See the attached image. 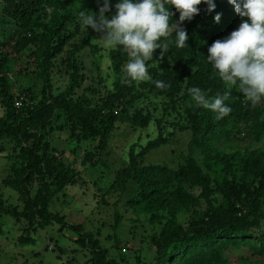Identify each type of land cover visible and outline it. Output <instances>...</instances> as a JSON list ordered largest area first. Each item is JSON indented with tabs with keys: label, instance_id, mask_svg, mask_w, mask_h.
Returning <instances> with one entry per match:
<instances>
[{
	"label": "trees",
	"instance_id": "trees-1",
	"mask_svg": "<svg viewBox=\"0 0 264 264\" xmlns=\"http://www.w3.org/2000/svg\"><path fill=\"white\" fill-rule=\"evenodd\" d=\"M109 2L110 19L119 0ZM213 3V11L202 3L199 14L182 24L172 7L173 23L186 30L188 45L178 48L175 32L166 41L162 38L167 52L161 57L157 49L146 62L151 80L128 86L121 77L130 57L119 46L102 53L99 43H93L102 34L85 28L79 18L82 10L98 14L103 0H0V153L5 152L7 161L0 184L20 203L5 205L0 195V219L9 216L23 224L20 246L32 243L30 233L56 224L60 236L65 228L71 233L82 264L264 262V101L253 108L233 86L225 101L231 112L217 120L211 110L197 107L188 91L198 87L212 100L228 90L207 60L208 48L247 18L239 17L228 0ZM86 52L97 62L107 60L108 72L100 74L101 81L112 76L98 97L81 62ZM55 76L63 77L61 87L54 85ZM17 78L25 85L14 88ZM156 81L170 87L158 89ZM178 117L185 124L176 122ZM119 126L137 134L149 128L158 132L143 146L129 145L124 167L110 184L111 190H123L130 182L134 194L129 208L155 229L144 237L152 249L146 260L118 256L116 262L81 225L67 224L63 216L48 211L58 192L81 182L74 165L96 167ZM242 130L247 144L240 147ZM56 132H65L67 142L73 143L71 161L51 144ZM176 132L187 135L180 164L141 165L145 153L167 145ZM185 213L188 217L180 221L179 214ZM118 218L114 216L115 227ZM54 250L61 254L55 244Z\"/></svg>",
	"mask_w": 264,
	"mask_h": 264
},
{
	"label": "rangeland",
	"instance_id": "rangeland-1",
	"mask_svg": "<svg viewBox=\"0 0 264 264\" xmlns=\"http://www.w3.org/2000/svg\"><path fill=\"white\" fill-rule=\"evenodd\" d=\"M98 38H94L93 43H99V47L103 50L102 53H105L110 47H105ZM94 59L86 52L82 56L81 62L89 78L87 83L95 88L94 97H98L103 95L105 86L107 88L110 86L112 76L101 81L99 76L100 74L105 76L108 72V63L105 58H100L98 62L96 58ZM54 80L55 86H62V76H55ZM98 81H101L99 88L97 87ZM24 85V80L17 78L14 88ZM181 119V117L176 118V122L185 124V121ZM119 127L117 131L112 133L107 150L101 152L97 157L96 167H90L88 164L80 166L79 162L74 165L75 169L80 172L79 180L81 182L67 185L61 192H58L48 204V211L53 215L63 216V221L67 224L81 225L83 232L90 233L101 247L108 250L110 257L115 258L116 262L119 261L118 256H122L130 262L134 257L146 260L147 254L152 249L144 237L150 235L155 229L145 222L142 215L136 216L129 208L128 199L134 194V186L128 182L123 190L121 186H115L111 190L110 184L118 176L117 172L124 167L122 166L123 161L126 159L124 154H126L129 145L138 143L143 146L149 139L155 138L158 132L149 128L141 131V134L138 132V135L136 131H131L129 128ZM239 138L241 140L238 145L240 147L245 146L247 144L245 130L241 131ZM4 141L7 140L1 142L4 143ZM50 142L51 144L54 143L58 150H63L67 159L71 161L73 157L69 150L73 149L74 145L67 142L65 132L54 133ZM186 142V133L176 132L167 145L145 153L141 157V165L158 164L167 168H175L181 163V157L187 153ZM84 145V143L81 144V146ZM85 147L88 148L90 145L88 144ZM254 147H258V145H251V148ZM4 154L5 152L0 153V182L2 178L6 177L7 161ZM30 187L31 185L28 186V188ZM105 191L107 193L103 194ZM101 194L103 195L101 196ZM0 195L5 205H20L14 192L4 188L1 184ZM114 216H119V223L116 227L113 225ZM186 217H188V213L179 214L180 221ZM21 227H23V224L21 222L16 223L12 217L7 216L0 219V264L83 263L84 258L73 244V237L71 239V233L67 232L66 228L62 231V234H64V237H62L56 232L59 228L58 225L47 226L43 230H37L34 234L30 233L29 236L33 240L31 244L20 246L17 243V238L21 236ZM117 242L120 243L119 247L121 249L119 251L114 249ZM54 244L61 250V254L54 250ZM258 262L263 261L256 262V260H252L247 264H259Z\"/></svg>",
	"mask_w": 264,
	"mask_h": 264
},
{
	"label": "clouds",
	"instance_id": "clouds-1",
	"mask_svg": "<svg viewBox=\"0 0 264 264\" xmlns=\"http://www.w3.org/2000/svg\"><path fill=\"white\" fill-rule=\"evenodd\" d=\"M228 2L239 17L247 19H242L239 27L226 38L214 41L207 55L208 62L228 90L212 100L198 87L188 90L196 106L211 110L217 120L231 112L225 101L233 86L238 87L253 108L264 101V0ZM202 3L208 5L210 12L215 9L213 0H119L115 4V14L109 19L106 13L111 10L110 2L103 0L98 14L82 10L79 18L85 28L91 27L102 34L99 40L105 47L119 46L127 53L130 60L121 83L131 86L151 80L146 62L153 59L157 49L161 50V57L167 52L169 45L162 43V38L166 41L175 32L176 46L182 49L188 45V33L173 23L174 13L170 9L175 8L182 24L199 14ZM214 19L219 22L221 14L217 13ZM155 84L158 89L170 87L162 81Z\"/></svg>",
	"mask_w": 264,
	"mask_h": 264
},
{
	"label": "built area",
	"instance_id": "built-area-1",
	"mask_svg": "<svg viewBox=\"0 0 264 264\" xmlns=\"http://www.w3.org/2000/svg\"><path fill=\"white\" fill-rule=\"evenodd\" d=\"M14 104H15V106H18V105H19V100H18V101L16 100V101L14 102Z\"/></svg>",
	"mask_w": 264,
	"mask_h": 264
}]
</instances>
